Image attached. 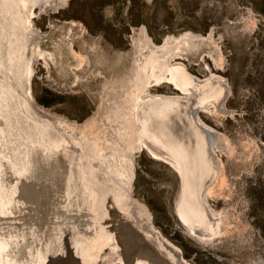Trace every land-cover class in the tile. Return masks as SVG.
Segmentation results:
<instances>
[{
	"label": "rangeland",
	"instance_id": "374dc122",
	"mask_svg": "<svg viewBox=\"0 0 264 264\" xmlns=\"http://www.w3.org/2000/svg\"><path fill=\"white\" fill-rule=\"evenodd\" d=\"M57 1L0 0V61L12 75L9 100L32 126L33 136L20 139H24L21 144H27L24 156L34 162L31 173H25L19 151L22 145L17 144L8 150L16 159V165L9 167L7 154L2 156L0 146V216L10 220L6 229L2 224L0 252L20 240L19 219L29 204H25L21 190L25 183L35 188L41 207L59 215L43 232L35 227L41 240L33 258L39 251V262L121 264L111 259V252L134 246L145 255L159 257L147 238L144 242L138 229H142L140 222V227L135 228L137 220L129 219L126 209L139 214L144 219L146 235L157 244L167 245L170 249L163 246L178 255L181 264H264V0H67L56 8ZM189 34L200 39H182ZM167 40L173 44L170 43L171 54H162L161 71L168 69L172 73L182 68L199 83L216 78L225 82L228 91L222 107L231 115L217 122L206 112L196 114L204 127L228 141L227 156L215 149L221 175L206 176L198 187V201L202 204V194L206 198V207L202 205L199 212L198 207L192 211L183 206L184 192L176 170L143 146H136L125 157V168L131 173L126 195L122 196L120 184L108 193L105 189L115 179L106 177V166L112 165L106 163L109 152L101 150L104 157H98L97 143L90 134L82 139L84 146L78 142L76 149L71 148L70 155L65 141L70 142L72 137L60 135L38 118L40 112L77 131L80 128L74 125L88 124L81 129L85 131L95 125L94 140H99V129L102 135L107 132L112 141L114 112L119 108L122 113L127 99H132L130 91L141 84L134 58L136 45L143 42L151 48H161ZM219 62L221 68L216 67ZM25 78L30 79L29 83ZM172 83L152 85L147 93V108L159 107L171 117L185 115L187 109L181 111L172 102L186 98L180 90L188 85L178 87ZM159 97L175 99L155 100ZM25 102L29 109L32 104L35 107L32 113L26 110ZM131 123L135 126L136 120ZM7 177L12 178L8 184L4 181ZM116 195L125 199L122 209L118 206L122 210L119 212ZM185 211L196 215L192 219L209 216V222L217 227L211 242H200L199 237L185 232L186 224L181 223V216L178 218ZM5 236H11L13 241L9 243ZM26 253L23 251L12 262L6 257L3 264H27ZM29 260L34 264V259Z\"/></svg>",
	"mask_w": 264,
	"mask_h": 264
},
{
	"label": "bare ground",
	"instance_id": "6f19581e",
	"mask_svg": "<svg viewBox=\"0 0 264 264\" xmlns=\"http://www.w3.org/2000/svg\"><path fill=\"white\" fill-rule=\"evenodd\" d=\"M66 1L67 0H58L57 4H56V8H61L66 3ZM198 37L199 36H194V35L189 34V35H184L182 37V39H184V38L186 40L187 39H190V40L193 39L194 41H196V40L200 39ZM182 39H180V40L182 41ZM182 42H180V43H182ZM170 43H172V42L167 40L161 48H151V47L145 45L143 42H141V44L136 45L135 54H137V56L135 55L134 58H135V64L137 65V67L139 69L138 71H140L139 83H141V84H138L137 86H135V88H136V89L134 88L135 90L133 89L130 91V93L132 92V99L130 100V102H128L129 99H127L126 105L123 108L122 113H120L121 111L119 110V108L116 109V111L114 112V117H115V120L113 122L114 127H111V129H110V133L112 134L111 137L113 138L112 141L110 140L111 138H109V135L107 134V132H106V134L102 135V133L99 131V129H98L99 140H98V138H97V140H94V138H96V136H93V135H97V133L94 134V132H93V130L94 131L97 130L95 125L85 131V130H81V129L86 128L88 124L85 123L82 126H75L73 124L74 127L80 128V129H78L80 131H77V130L71 128L70 126L63 124L62 122H59L58 120H55V119L47 116L46 114L42 115L39 112L38 113L39 116L36 115V116H38V118H43L45 120L46 124L49 125L50 127H53L54 130H56L60 135L66 136L68 134V136L72 137L73 140L70 139L71 140L70 142H72L73 146L70 145L69 140L65 141L66 142L65 145L69 149L70 155H71V151H72L71 148H75L76 147L75 145L78 142L80 143V146L81 145L84 146V144H83L84 142L82 141V139L89 137L90 134L92 135L91 138H92V141L94 142V144H95V142L97 143V144H95V145H97V148H95V153L98 157H101V158L104 157V155L101 156L102 155V153L100 152L101 150L103 152H109V154H108L109 160L106 163L109 162V163H112V165H111V168L108 165L106 166V168L108 170V171H106V177L107 178L111 177V178H115V179L110 180L111 182H110V184L108 183L109 186H107L108 189L104 188L105 190H107L108 193H110L114 189L116 190V186L118 184H120V192L122 193L124 191L122 193L123 195L122 194L121 195L122 196L126 195L125 192L127 191V185H128L127 183L130 180L131 173L125 168V165L127 162L125 157L127 154H130L131 152L135 151L136 148L140 147V146H143L154 157H156L162 161L167 162V164H169L175 170H177L178 171L177 172L178 177H179V175H182L183 173H185L187 171L191 172L195 175H203V176H208V177L210 176L213 178L217 177L218 175H221L219 172V169H218L219 165H220V161H219L218 155L216 154L215 149H217L220 154H224L227 156V153H228L227 152L228 151L227 150V143H228V141H227L226 137H224L223 135H220L219 133H214L215 131L213 132V130L211 131L210 129L204 127L199 122V120L197 119L196 114L200 113L202 111L206 112L208 115L213 116L217 120V122L219 121V118H222L226 115H231L229 112H226L225 110H223V107H222V105L226 99L225 94H224L225 96L224 95L222 96V94H221V96L216 95L212 99L206 100L208 98L207 92L209 90L205 89L201 92H196V94H194L193 96H189L191 100H190V102H187V105H184L182 103V101H178V100H176V102L173 101L172 102L173 104L179 105L181 111L187 106V108H186L187 111H186L185 115L183 114L184 116L182 114L174 115L175 125H173V121H172L171 116L169 117L167 115H164L162 113V110H160L159 107L154 108L153 106H151V107L147 108V103L149 105L148 99H150L149 97H147V93H148V89L150 87H152V85L153 86L158 85L161 82H169V83L174 82L175 85L176 86L178 85V87H179L180 84H185V82L186 83L188 82V78H187V80L185 78L186 74L183 72V70H181L182 68L177 69L178 68L177 67L175 72L172 70V73L170 72V70L168 72V69H165L166 71L160 70L162 68L160 65L162 63V60H163L162 54L164 55L166 53L165 55H167V52L168 53L170 52V45H171ZM184 43H186V42L184 41ZM189 43H191V42H189ZM177 44H178V42H177ZM194 44H195V42H194ZM174 47L175 46L173 45V49H174ZM182 51H183V49H182ZM180 52H178V53H180ZM169 54H171V53H169ZM209 55L212 56L211 53ZM220 60H221V58H220ZM79 61H80V59H79ZM217 64L218 65L216 67H218V68L222 67V66H220L221 65L220 62ZM164 65H166V64H164ZM181 71H182L183 75H180ZM29 76L30 77L32 76L30 73V70H29ZM211 80H212V78L208 82H210ZM25 81L28 82L29 79L25 78ZM21 85H23V83ZM181 86H183V85H180V87ZM24 87H26L25 83H24ZM125 91H127V90H125ZM119 92H117V93H119ZM114 94H115V92L112 93V95H114ZM174 99L173 98H164V97L163 98L162 97L155 98V100H157V101L158 100L159 101H166V100L172 101ZM202 102H204V103L201 105ZM134 116H135V118H134ZM133 119L136 120L135 126H134V124L131 123V122H133ZM186 120H187V123H186ZM37 123H38V121H37ZM67 123H69V122H67ZM69 124H71V123H69ZM187 125H188V127H187ZM173 126H175L174 127L175 131H173V129H171V127H173ZM135 127H136V129H135ZM166 128H167V130L171 129L173 132V133H169V136L171 138V140H170L171 142L169 140H167L168 139L167 132H165V137L161 133V130H165ZM134 131H135V133H134ZM78 138H80V139L78 140ZM165 138H167V139H165ZM68 142H69V144H68ZM44 143H45V141H44ZM178 145L182 146V147H180L182 150L179 149ZM67 148H65V149L68 150ZM86 149H88V148H86ZM99 161H100V158H99ZM67 165H69V163ZM205 180H206V178H205ZM116 182H117V184H116ZM214 182H217V181L215 180ZM103 183H104V181H103ZM95 184H96V182H95ZM216 184H215V186H216ZM90 188H88V189H90ZM93 188L95 189V187H93ZM200 188H199V190H200ZM220 193H221V191H220ZM207 195H205V196H207ZM26 197L30 199L29 194H26ZM95 199H96V196H95ZM116 199H117V201H116L117 205L116 204L115 205L117 206V208H118V206H120V208L122 205L124 206V202H125L124 200L125 199H123V197L121 198L120 195H119V197L116 195ZM200 199L202 200V201L200 200L202 202V204L200 203L201 207H202V205H203V207H206V205H205L206 198L204 197V194L201 195ZM26 200H27L26 204L29 203L28 199H26ZM91 200H93V199H91ZM94 201L95 200H93V202ZM110 202H111V200H110ZM182 202H184V200H182ZM97 205H95L96 209H97ZM92 208H94V207H91L89 209H92ZM120 208H118V212L122 209V208L121 209ZM123 208L125 209V207H123ZM181 211H184V209ZM193 211H194V209H193ZM199 211H201V210H198V212ZM125 212H126L125 214H128L127 217H129V219H131V220L133 219V221L137 220L136 221L137 223L135 222L136 225H134L135 228L140 227L139 224H141L143 230L141 229V227L138 229L141 231L142 238H144V242L146 243V238H147L148 244L153 246L156 253L159 254V257H156V254H153L152 252H151L152 254H148V255L143 254V252H141L138 249V246H134L133 248H130V249H128V248L122 249L121 247H119V248H121L122 251H119L120 249H118V250L114 249V253L111 252V259L113 261L117 260L121 264H181L176 256H174L172 253L168 252V250L166 248H163L162 245L160 246L159 244H157L158 242H156L154 240V238L151 239L148 237V234L146 235L145 225H144L145 223L143 222L144 219L141 218V216H139V214L136 215L137 213L135 214L134 211H127L126 209H125ZM211 212H213V211H211ZM100 213H101V210H100L99 214ZM189 213L186 214V211L179 213L180 215H178V218L181 216L180 218L183 219L182 220L179 218L181 223H183V222L186 223L187 229H191L192 234H194L200 238L199 239L200 242L209 243L210 237L212 236V234L217 229L216 225L212 224L211 221L209 222V216H204L205 214H203L204 217L198 216L197 219H192L191 217H194V216L196 217V215L192 216L193 214H189ZM205 213H206V211H205ZM102 214H104V213H102ZM213 216H215V215H213ZM216 218H218V220H219V217H216ZM221 222L224 223L225 221L224 222L221 221ZM221 224H220V226H221ZM113 225H114V223H113ZM217 226H219V224ZM215 227H216V229H215ZM221 228H223V227H221ZM116 229H118V228H116ZM187 229L185 230V232H188ZM118 230L121 231V229H118ZM224 231L225 230H223L222 233H224ZM81 232L82 231H80L79 233H81ZM133 234H134V236H136L135 232H133ZM108 235H110V234H108ZM215 235H217V234H215ZM38 236L39 235H37L36 237H38ZM211 240H213V239L211 238ZM211 240H210V242H211ZM22 241H23L22 238H20V240L18 242H16L14 246H17V249H18V246L22 243ZM82 241H84V239ZM39 242H40V240L38 241V243ZM38 243H36V245H38ZM119 246H120V244H119ZM36 247L37 246H35V250H36ZM146 248H147V245H146ZM147 250L150 251V249H148V248H147ZM42 251H45V250L43 249ZM37 255L39 257V255H40L39 251H38ZM37 255H36V257H37ZM154 255H155V257H154ZM29 256L27 258H25V261H27V264H30V263L32 264V262L29 260ZM15 257H16V255H15ZM148 259H151V261L148 262L147 261ZM152 259H154V262L152 261ZM31 260L33 261L32 257H31ZM139 261H141V262H139ZM15 264H19L18 261L15 262Z\"/></svg>",
	"mask_w": 264,
	"mask_h": 264
},
{
	"label": "water",
	"instance_id": "95a60500",
	"mask_svg": "<svg viewBox=\"0 0 264 264\" xmlns=\"http://www.w3.org/2000/svg\"><path fill=\"white\" fill-rule=\"evenodd\" d=\"M8 68L9 67L4 65V61H0V146L2 148V156H5L7 154L6 156L8 157L6 164H8L9 167H12L13 163L16 165V159L13 158V156L9 155V153H8V150H10L9 149L10 146H16L17 144L19 146L21 144V141L24 140V139H20V138H22V137L26 138L28 136V134L31 137L33 135H32V126L29 123H27L24 120V118L22 117V114H23L22 110L14 109L13 108V101L9 100V97H10V94H9L10 93V80H11L10 78L12 77V75L10 74V70H8ZM28 83H29V81H28ZM28 99L30 100V94L28 96ZM28 99H27V102H28ZM190 100H191L190 97L188 95H186V98L184 100H182V103L184 105H187V102H190ZM25 105H26V110L29 109L28 104L26 102H25ZM174 105H176V104H174ZM176 107H179V105H176ZM186 108H187V106L184 109H186ZM33 109L34 108H33V104H32V107H30L29 112H31V110L33 112L34 111ZM168 115H170V114H168ZM171 118L173 121V125H175L174 116L172 115ZM37 119L38 118H36V121L40 122ZM75 126H79V125H75ZM174 127L175 126L171 127V129H173V131H175ZM171 129L167 130V128H166L165 130H161V133L164 135V137H165V132H167L168 139L167 138H165V139H167L169 141L171 140L169 133H173ZM26 132H27V134H26ZM10 140L12 142H11V145L9 144V147H8V141H10ZM1 143H3V145H1ZM21 145H22V147H20L19 151H20V155L23 157L22 163L24 166V171H25V173L27 172V174H29V173H31V171L34 168V162L32 160H30L28 157L24 156L26 154L24 145H27V144H21ZM178 147L180 150H182L180 148V147H182L181 145H178ZM9 156H10V158H9ZM17 164H18V160H17ZM15 168L19 170L18 166H16ZM5 172H6V170H5ZM205 177L206 176H203V175H195V174L188 172V171L183 173L182 175H179L178 179L180 181V184H181L183 192H184L183 193L184 194V198H183L184 202H182L184 207L185 206L189 207V208L191 207L190 209L192 211L194 209L193 207H198L199 210L201 209L200 202L197 199V193L199 190L198 187L200 186L201 181L203 182V180H205ZM7 178L8 179L5 178L4 181L7 180L6 183L8 184L9 181L12 180V178H10V177H7ZM21 186L23 187L21 190H22V193L24 194L23 195L24 198L28 199V201H29V204H27V207H26L25 215H23L19 219L21 227H19L18 229H19V233L21 234L20 238H22L23 241L18 246V249H17V246H12V247L8 248L6 251L0 252V257L1 256L4 257V258H0V264L4 263V260L6 259V257H7V260H9L10 262H12L13 258H16L17 256L21 257L23 255V251L27 252L26 254L30 255L29 257L33 258L35 256L36 243L39 240H41V237H36L35 227L39 228L40 232L41 231L43 232L44 229H46L48 226H50L49 225L50 223L52 224L55 222L54 218H55V220H58V218H56V217L59 215L56 214L57 216H54V214L53 215L49 214L46 206H42V207L40 206V204H39L40 198L36 195L37 193L35 192L34 187L29 186L25 183L21 184ZM27 186H29V187H27ZM25 194H29L30 199L25 197ZM17 196H19V193H18V195H16V198H17ZM41 200H43L42 197H41ZM4 209L6 210L7 207H4ZM59 219H60V217H59ZM9 222H10V220L8 218H4V217L0 216V231L2 229V224H5V229H6V226ZM59 224H60V221H59ZM12 233H13V231H12ZM10 237L5 236L4 238L7 239L8 242L10 243L11 241H13V240H11ZM20 238L18 237V239H20ZM0 239H1V237H0ZM159 245L161 246V244H159ZM163 245L165 247H168L165 244H163ZM164 246H163V248H165ZM15 248L17 250L12 253V251ZM13 255H14V257H12ZM15 255H16V257H15ZM177 258H178V255H177ZM33 259H34V264H45L42 258H41L42 260L39 262L38 255L36 258H33ZM179 262H180V260H179Z\"/></svg>",
	"mask_w": 264,
	"mask_h": 264
},
{
	"label": "flooded vegetation",
	"instance_id": "af4514ba",
	"mask_svg": "<svg viewBox=\"0 0 264 264\" xmlns=\"http://www.w3.org/2000/svg\"><path fill=\"white\" fill-rule=\"evenodd\" d=\"M211 58V57H210ZM180 75H183L182 71L180 72ZM186 80L188 78V82L186 83L185 82V85H190V86H186L184 89L180 90L183 94L185 95H188V96H193L194 94H196V92H201L205 89L209 90L207 93H208V99H212L214 96H222L225 94H227V86L225 84V82H223L222 80H218V79H215V78H212V80L208 83H199L198 81L192 79L191 77L189 76H185ZM172 82V81H171ZM206 90V91H207ZM224 95V96H225ZM205 100V101H206ZM204 101V102H205ZM202 102L201 105L204 103ZM227 112V111H226ZM213 117V116H212ZM200 122V121H199ZM201 123V122H200ZM165 162V161H164ZM167 163V162H165ZM178 171L176 170V173ZM178 175V173H177ZM182 219V218H181ZM183 220V219H182ZM183 224H186L183 222ZM186 227V225H185ZM187 228V227H186ZM185 230V229H184ZM189 234L192 235V232H191V229H187ZM198 237V236H197Z\"/></svg>",
	"mask_w": 264,
	"mask_h": 264
}]
</instances>
